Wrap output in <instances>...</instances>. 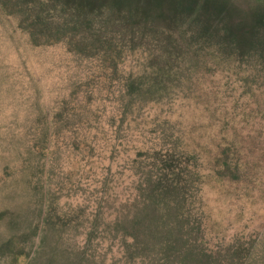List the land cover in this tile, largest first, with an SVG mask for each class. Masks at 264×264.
<instances>
[{
	"label": "rangeland",
	"instance_id": "374dc122",
	"mask_svg": "<svg viewBox=\"0 0 264 264\" xmlns=\"http://www.w3.org/2000/svg\"><path fill=\"white\" fill-rule=\"evenodd\" d=\"M113 1L88 16L84 52L66 41L33 45L0 8V264H264L256 0ZM127 10L143 20L135 30ZM243 23L247 48L235 39ZM134 38L115 72L104 42ZM129 74L145 76L147 91L130 95ZM154 151L179 155L177 171L195 180L189 190L154 168ZM145 211L171 213L175 244L129 259L127 227ZM93 223L106 239L84 258Z\"/></svg>",
	"mask_w": 264,
	"mask_h": 264
},
{
	"label": "trees",
	"instance_id": "16d2710c",
	"mask_svg": "<svg viewBox=\"0 0 264 264\" xmlns=\"http://www.w3.org/2000/svg\"><path fill=\"white\" fill-rule=\"evenodd\" d=\"M101 0H0V8L3 9L9 15L18 18L19 28L29 35L30 41L33 45L38 46L41 44H50L53 42L66 41L69 46L75 47L80 52H84L87 47L84 44L83 34L91 28V24L88 16H100V13L104 6L100 3ZM119 7L129 8V0H114L113 1ZM256 10L259 15L258 18L261 22H264V0H256ZM120 13V11H118ZM128 19L132 29H137L139 20L136 14L132 16L131 11L127 10ZM145 13V12H142ZM131 16L133 17L131 19ZM80 36V40L79 37ZM236 41L244 46L249 47L252 42V35L247 31V26L243 23L237 29H235ZM141 38H134L127 43L124 41L115 45L114 41H107L104 44L109 47L107 54H115L112 57L111 64L113 65L114 71L117 72V64L122 59L125 47L127 51H133L134 46L140 41ZM81 47V48H80ZM145 76H135L129 74L127 87L129 88V94L146 92L145 87ZM62 121V115L58 114L55 117V123ZM154 166L158 168V165L162 170L170 171L171 173V186L174 185V181L189 190L195 183L192 175L187 176L184 169H180L181 159L175 152H162L154 151L152 156H149ZM177 171V172H175ZM162 195V191L152 193L149 200H159ZM86 212L83 209H79L76 212V228L83 227L82 220L85 218ZM99 214V213H98ZM98 214L96 216L98 217ZM171 217V213L167 214H155L151 211L150 214L140 213V215L134 216L128 225V229L131 231L129 234L132 242L127 243L128 257L132 259L135 253L138 251H144L150 249L151 246H157L156 244L161 243V248H168L169 250L174 246L175 240H173V231L176 233L174 228H170L168 225V219ZM50 221V222H49ZM52 219H48V223L52 224ZM59 221L67 225L72 222V219L62 218ZM166 224V225H165ZM195 224V223H194ZM192 225L194 228L195 225ZM166 226V228L163 227ZM97 239L98 241L104 242L106 239L105 231L100 230L96 223L89 228L87 233L86 246L84 250H80L79 255L87 258L85 255L89 254V245ZM144 239V240H143ZM159 239V241L157 240ZM163 243V245H162ZM135 250H134V249ZM90 259V258H88ZM92 260V259H91Z\"/></svg>",
	"mask_w": 264,
	"mask_h": 264
},
{
	"label": "clouds",
	"instance_id": "9594fccd",
	"mask_svg": "<svg viewBox=\"0 0 264 264\" xmlns=\"http://www.w3.org/2000/svg\"><path fill=\"white\" fill-rule=\"evenodd\" d=\"M233 3L234 4H236L238 7L240 6V5H247V3H248V0H233Z\"/></svg>",
	"mask_w": 264,
	"mask_h": 264
}]
</instances>
